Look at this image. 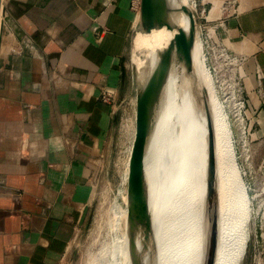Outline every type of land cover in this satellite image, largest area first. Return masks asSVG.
Listing matches in <instances>:
<instances>
[{
  "label": "crops",
  "instance_id": "obj_1",
  "mask_svg": "<svg viewBox=\"0 0 264 264\" xmlns=\"http://www.w3.org/2000/svg\"><path fill=\"white\" fill-rule=\"evenodd\" d=\"M134 1L0 0V19L5 8L23 33L9 60L11 45L0 49V264L74 260L109 184L115 114L104 99L131 82ZM233 2L223 37L246 56L236 71L264 143V0ZM243 264H264V222Z\"/></svg>",
  "mask_w": 264,
  "mask_h": 264
},
{
  "label": "bare ground",
  "instance_id": "obj_2",
  "mask_svg": "<svg viewBox=\"0 0 264 264\" xmlns=\"http://www.w3.org/2000/svg\"><path fill=\"white\" fill-rule=\"evenodd\" d=\"M175 32L153 26L140 28L135 36L144 56L138 62V136L144 159L157 158L168 144L167 93L158 84L157 64ZM188 69L190 95L188 102H178L182 129L177 150L133 198L147 236L141 264H236L248 234L249 197L196 36ZM135 255L136 245L122 222L112 264H132Z\"/></svg>",
  "mask_w": 264,
  "mask_h": 264
},
{
  "label": "rangeland",
  "instance_id": "obj_3",
  "mask_svg": "<svg viewBox=\"0 0 264 264\" xmlns=\"http://www.w3.org/2000/svg\"><path fill=\"white\" fill-rule=\"evenodd\" d=\"M233 1L187 0V3H192L190 7L196 22V37L202 46L205 66L211 74V81L216 96L221 104L226 124H228L227 127L233 142L236 161L247 189L249 197L248 239H251L256 232L260 231V226L264 222V143L260 142L262 134L257 128L256 114L250 108L245 112L239 113L232 107H225V100L220 92L217 73L221 67L223 69L230 66L229 61L235 58L238 61H242L232 68L235 77L241 81L236 67L245 61L246 56L234 51L230 47L228 39L223 37L228 20L232 18L231 8L234 4ZM137 2L139 6V0ZM138 6L134 8L137 12ZM137 31L138 29L135 25L131 34V44L127 57L129 64L128 78L131 79V82L128 83V87L125 88L123 93H118L114 96L106 95L115 114V149L109 184L104 191L100 192L99 206L89 216L86 231L76 247L77 251L74 260L72 262L68 261L66 264H112V261L114 263L116 258L119 235L122 230L121 211L123 209L124 184L122 182L120 185L121 193H111V189L119 166L122 163L123 168L126 166L138 122L139 87L137 78L140 71L138 62L143 58V54H140L136 48L135 36ZM250 120H254L256 125L254 131L258 134L253 141L250 140L253 136V130L248 126ZM259 197L260 199L258 200ZM256 199L258 200L257 202L255 201ZM179 220L180 216L178 215L173 225Z\"/></svg>",
  "mask_w": 264,
  "mask_h": 264
},
{
  "label": "water",
  "instance_id": "obj_4",
  "mask_svg": "<svg viewBox=\"0 0 264 264\" xmlns=\"http://www.w3.org/2000/svg\"><path fill=\"white\" fill-rule=\"evenodd\" d=\"M182 17L185 21L181 23ZM153 26H165L168 29L176 30L157 64L158 84L160 88L164 89L167 93L165 97H167L166 118L168 144L163 153L155 159L149 160L141 157L140 139L138 136L140 117L137 107L138 122L133 135L124 178L122 219L130 239H132L136 245V255L132 264L142 263L147 245L145 223L142 218H137L135 216L133 211V198L141 185H143L165 161L170 159L177 150L179 133L182 129L178 102H188L189 100L190 80L188 65L193 52L196 36V22L191 7L188 4L184 5L171 0H139L136 28L138 30L140 28L151 29ZM22 37L23 33L20 31L17 24L6 13L5 8H1L0 49L1 44L8 43L11 45V49L7 55L8 60L11 55L16 54L17 51L20 50L18 42ZM2 65L6 66L0 58V67ZM176 224H174V226ZM249 240L248 234H246L236 264H243L248 251ZM76 251L77 249L75 253Z\"/></svg>",
  "mask_w": 264,
  "mask_h": 264
},
{
  "label": "built area",
  "instance_id": "obj_5",
  "mask_svg": "<svg viewBox=\"0 0 264 264\" xmlns=\"http://www.w3.org/2000/svg\"><path fill=\"white\" fill-rule=\"evenodd\" d=\"M235 1V0H234ZM189 6L192 3L188 4ZM138 2L137 0L132 3L133 8H137ZM235 58L232 61H229L228 67L219 69L218 73V81L221 95L225 100V107H232L237 112H245L249 107V99L245 96L244 88L242 86L241 81L235 77L233 73V66L241 63L242 61H238ZM227 62V61H226ZM105 101L108 102V97H105ZM256 120V119H255ZM257 121V120H256ZM249 128L253 130V136L250 139L251 141L257 138V132L254 131L256 129V125L254 120H250L248 123ZM250 243V240H249Z\"/></svg>",
  "mask_w": 264,
  "mask_h": 264
}]
</instances>
